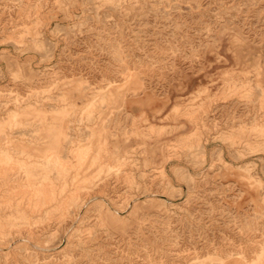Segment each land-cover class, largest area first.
<instances>
[{
    "label": "rangeland",
    "instance_id": "1",
    "mask_svg": "<svg viewBox=\"0 0 264 264\" xmlns=\"http://www.w3.org/2000/svg\"><path fill=\"white\" fill-rule=\"evenodd\" d=\"M0 264H264V0H0Z\"/></svg>",
    "mask_w": 264,
    "mask_h": 264
}]
</instances>
